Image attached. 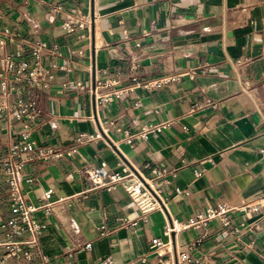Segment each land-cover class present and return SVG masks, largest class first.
<instances>
[{
  "label": "crops",
  "instance_id": "obj_1",
  "mask_svg": "<svg viewBox=\"0 0 264 264\" xmlns=\"http://www.w3.org/2000/svg\"><path fill=\"white\" fill-rule=\"evenodd\" d=\"M67 22L71 32L62 28ZM4 28L26 44L41 40L61 53L42 55L53 75L47 89H32L22 78L34 63L26 45L11 72L24 91L20 99L33 101L41 119L52 118L33 138L59 156L23 168L31 180L23 184L26 202L42 204L48 190L50 201L67 199L51 214L36 215L46 226L39 242L51 264H157L155 239L179 250L192 245L184 264H264V206L229 215L225 227L192 225L221 202L264 194V0H0ZM16 48L9 43L5 53ZM141 55L140 81L162 75L179 81L126 91L133 84L127 60ZM196 105L202 108L192 110ZM163 121L172 122L163 132L124 141L125 132ZM22 127L2 115L0 162ZM154 167L165 169L170 183L159 182L164 215L155 211L145 220L122 185L105 190L88 178L91 170L104 180L119 173L131 183L151 179ZM6 191L0 180V196ZM165 216L189 227L165 235ZM13 217L0 198V221ZM22 250L29 259L21 254L0 264H42L34 247ZM5 253L0 249V261Z\"/></svg>",
  "mask_w": 264,
  "mask_h": 264
},
{
  "label": "built area",
  "instance_id": "obj_2",
  "mask_svg": "<svg viewBox=\"0 0 264 264\" xmlns=\"http://www.w3.org/2000/svg\"><path fill=\"white\" fill-rule=\"evenodd\" d=\"M75 23L79 27H83V22L77 20ZM62 28L66 32H71L72 27L70 23H63ZM9 43H15L17 48L14 53H5V48ZM29 48L30 54L34 59L31 69L22 73V78L28 87L32 89L49 88L53 80V75L49 69L45 68L41 64V58L44 53H49L52 56H60L61 53L57 46L48 47L47 44L41 40L33 43L26 44L20 37L19 33H12L9 29H0V50L4 54L0 57V119L3 114L7 118H13L23 123L21 130L17 132L19 140L15 143H10L7 147L6 156L0 162V180L7 184V191L1 195L0 198L7 202L14 217L7 221H0V229L5 231V239L0 241V249H5L6 253L3 261L7 259H20L21 254L26 259H29L31 254L23 252L22 245L28 244L34 247L38 253L42 255V264H51L49 258L44 255L40 248L39 236L45 229L43 222L37 218L38 211H42L45 216L51 214L55 207L60 205L67 199H57L56 201H50L52 192L50 190L44 192L42 196V204H35L26 202L25 194L23 190V184L30 183V179H26L23 174V168L25 165L33 160H45L52 157L59 156L58 153L52 149H44V147L38 146L33 138V133L37 129H40L45 124L51 122V119H41L42 112L36 106L33 101L24 102L20 99L24 95L22 87L18 85V77L11 75V72L15 65V60L21 57L23 46ZM138 47L139 45L136 44ZM143 60L142 55L139 57H130L128 61V78L133 83L134 88H143L147 91H154L157 88L165 86L171 82H178L179 75H162L157 78H153L147 81H140L137 75V71L140 67V63ZM192 76V74H191ZM79 86V84H78ZM116 96L118 93H115ZM17 97L16 102L12 103L13 97ZM110 97L100 98L101 101H107ZM202 107L196 105L192 110H199ZM171 121H163L154 124L144 125L140 131L136 134H130L125 132L124 141L131 144L135 139L147 140L149 136L158 134L168 129L171 125ZM8 135H10L9 125H7ZM97 137V135L95 136ZM95 137L89 136V139ZM77 142H81V137L77 139ZM153 177L145 180L143 178H137V180L126 183L127 177L119 173H112L108 176L107 180L95 171L88 172V178L92 185L97 188L105 190H113L119 186H123L124 193L128 198L138 207L140 212V218L145 220L146 216L152 212L158 211L164 215V204L160 198L159 182L169 184L167 179L168 172L160 167H154L152 170ZM195 176H200L201 172L195 171ZM133 173L129 175L133 177ZM176 193L179 190L176 189ZM264 206V194H261L254 199L246 202L237 201H224L210 207L202 215H198L192 222L195 228L203 230V228L211 221H217L222 226L229 224V215L245 212H253ZM132 225H136L135 222ZM189 225L175 224L173 221H169L165 216L164 234L169 235L181 230H185ZM23 234L29 235V240L26 242L21 241L19 238ZM205 236L202 232L196 239L199 242L201 238ZM155 246L154 253L158 258L157 264H184L190 261V257L193 251V246L190 244L182 246V248L176 249L173 247L172 242L164 243L161 239H155L152 241ZM196 264H201L196 262Z\"/></svg>",
  "mask_w": 264,
  "mask_h": 264
}]
</instances>
